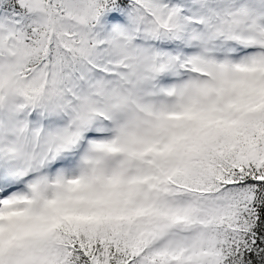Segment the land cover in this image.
I'll use <instances>...</instances> for the list:
<instances>
[{
  "label": "snow or ice",
  "instance_id": "snow-or-ice-1",
  "mask_svg": "<svg viewBox=\"0 0 264 264\" xmlns=\"http://www.w3.org/2000/svg\"><path fill=\"white\" fill-rule=\"evenodd\" d=\"M0 264H264V0H0Z\"/></svg>",
  "mask_w": 264,
  "mask_h": 264
}]
</instances>
